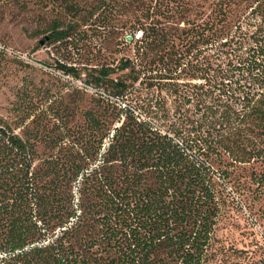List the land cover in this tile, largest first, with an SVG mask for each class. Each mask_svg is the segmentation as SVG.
Here are the masks:
<instances>
[{
	"label": "trees",
	"instance_id": "obj_1",
	"mask_svg": "<svg viewBox=\"0 0 264 264\" xmlns=\"http://www.w3.org/2000/svg\"><path fill=\"white\" fill-rule=\"evenodd\" d=\"M36 1L58 13L51 42L71 43L83 26L138 23L124 42L139 44L135 59L87 69L91 77L79 88L112 106L117 119L94 148L82 146L62 166L53 155L46 167L34 165L35 145L0 118V264H208L225 203L218 180L235 185L237 165L264 161V31L231 51L241 50L236 67L244 83L214 98L205 85L187 82L189 101L205 95L203 114L162 120L154 111L142 116L124 97L147 75L180 93L177 80L190 62L173 40L175 24L190 20L187 0ZM232 11L221 5L219 21ZM235 35L224 31L221 39L230 45ZM51 69L66 82L81 76L65 63ZM210 75L200 78L208 83Z\"/></svg>",
	"mask_w": 264,
	"mask_h": 264
},
{
	"label": "rangeland",
	"instance_id": "obj_2",
	"mask_svg": "<svg viewBox=\"0 0 264 264\" xmlns=\"http://www.w3.org/2000/svg\"><path fill=\"white\" fill-rule=\"evenodd\" d=\"M187 2L190 20L175 24L173 40L175 50L178 47L183 50L185 61L190 62L177 80L181 91L175 94L171 85H160L157 78L143 75L144 82L135 83L124 97L142 116L155 115L150 113L154 111L162 120L168 116L200 118L201 98L205 95L189 101L182 92L185 83L205 85L214 98H219L223 90L233 92L240 81L244 83L236 67V54L241 50L231 51L239 45L247 46L251 33L264 31V0ZM226 2L233 11L222 23L220 9ZM52 7L36 0H0V44L29 58L19 61L0 53V118L35 145L34 165L41 167H46L48 163L44 160L49 155L56 157V164L62 166L82 146L94 148L96 141L108 133V127L117 119L114 115L117 111L110 116L112 106L79 86L82 80L90 79L87 69L92 66H117L122 58L135 59L139 44L135 40L124 42L125 33L138 29V23L120 24L113 30L83 26L71 43L51 42L48 39L51 23L58 15ZM222 29V33L236 31L230 45L224 44L226 38L221 39L222 33L218 36ZM206 35H210L208 40ZM62 63L80 72V77L75 76L78 80L66 82L52 72L51 67ZM125 72L128 71H116L112 77ZM208 72L211 75L207 83L200 77ZM193 73L199 78L192 79L189 75ZM199 91L202 90L198 88ZM236 91L238 95L242 92ZM97 119L100 122L96 126ZM237 169L241 178L235 185L222 177L218 180L225 203L208 264H264V183L258 182L264 179V161L253 158L249 163L237 165ZM76 188L77 183L75 193Z\"/></svg>",
	"mask_w": 264,
	"mask_h": 264
},
{
	"label": "built area",
	"instance_id": "obj_3",
	"mask_svg": "<svg viewBox=\"0 0 264 264\" xmlns=\"http://www.w3.org/2000/svg\"><path fill=\"white\" fill-rule=\"evenodd\" d=\"M135 36H136V38H140L142 36V31L138 30ZM0 50H3L5 52L9 53L10 55L25 59L26 61L29 60V58L26 55L18 53V52L14 51V50H12V49L4 46V45H1V44H0ZM89 88L92 89L91 87H89ZM92 90H94V89H92Z\"/></svg>",
	"mask_w": 264,
	"mask_h": 264
},
{
	"label": "water",
	"instance_id": "obj_4",
	"mask_svg": "<svg viewBox=\"0 0 264 264\" xmlns=\"http://www.w3.org/2000/svg\"><path fill=\"white\" fill-rule=\"evenodd\" d=\"M49 39V38H48ZM43 42V41H42Z\"/></svg>",
	"mask_w": 264,
	"mask_h": 264
}]
</instances>
